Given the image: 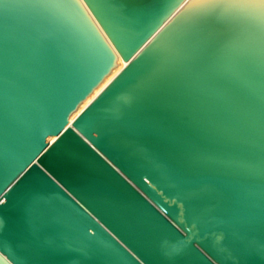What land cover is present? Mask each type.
Wrapping results in <instances>:
<instances>
[{
	"label": "water",
	"instance_id": "water-1",
	"mask_svg": "<svg viewBox=\"0 0 264 264\" xmlns=\"http://www.w3.org/2000/svg\"><path fill=\"white\" fill-rule=\"evenodd\" d=\"M261 9L0 0V264H264Z\"/></svg>",
	"mask_w": 264,
	"mask_h": 264
},
{
	"label": "bare ground",
	"instance_id": "bare-ground-1",
	"mask_svg": "<svg viewBox=\"0 0 264 264\" xmlns=\"http://www.w3.org/2000/svg\"><path fill=\"white\" fill-rule=\"evenodd\" d=\"M122 64L120 65V67L114 72V74L112 75V76H110V78L103 84V86L101 87V88H103L104 87V85H106V83H108V81L126 64V62L125 61H123V60H121L120 61ZM100 88V89H101ZM100 89L94 94V96L100 91ZM93 96V97H94ZM92 97V98H93ZM92 98H90V100L92 99ZM90 100H88L84 105H83V107H85L86 105H87V103L90 101ZM82 107V108H83ZM70 122H68L66 125H68ZM57 137V135H55L50 141H53L55 138Z\"/></svg>",
	"mask_w": 264,
	"mask_h": 264
},
{
	"label": "snow or ice",
	"instance_id": "snow-or-ice-1",
	"mask_svg": "<svg viewBox=\"0 0 264 264\" xmlns=\"http://www.w3.org/2000/svg\"><path fill=\"white\" fill-rule=\"evenodd\" d=\"M259 3L262 5V12H264V0H259Z\"/></svg>",
	"mask_w": 264,
	"mask_h": 264
}]
</instances>
